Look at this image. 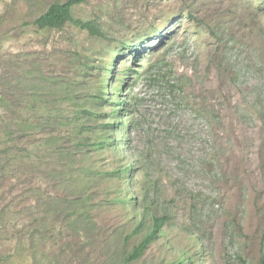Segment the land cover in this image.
Segmentation results:
<instances>
[{"label": "rangeland", "instance_id": "obj_1", "mask_svg": "<svg viewBox=\"0 0 264 264\" xmlns=\"http://www.w3.org/2000/svg\"><path fill=\"white\" fill-rule=\"evenodd\" d=\"M65 1L0 0V264H124L143 208L168 220L131 264H258L264 0L74 6L105 39L33 26Z\"/></svg>", "mask_w": 264, "mask_h": 264}, {"label": "trees", "instance_id": "obj_2", "mask_svg": "<svg viewBox=\"0 0 264 264\" xmlns=\"http://www.w3.org/2000/svg\"><path fill=\"white\" fill-rule=\"evenodd\" d=\"M83 2L84 0H66L64 3L55 2L51 4L41 16L35 19L32 24L38 30L43 31L61 30L66 24L70 23L78 27L80 30L87 32L91 37L105 39V34L96 21L84 22L73 19L71 13L72 8ZM254 74L256 75V77L263 79L261 70H254ZM179 81L180 79L171 75L170 79H165V81L163 82L164 85L162 87L167 90L172 100L175 98L174 94H176L180 90L178 85ZM259 97H261V93ZM259 97L258 99L260 103H262V100ZM167 220L168 217L159 216L155 213L153 214L149 209L143 208L142 220L134 229L132 236L140 232L142 228L146 229V235L137 246H135L129 253L125 254L124 264H131L142 257L143 253L146 251L150 243L155 240L157 234L165 225ZM258 264H264L263 248L260 249Z\"/></svg>", "mask_w": 264, "mask_h": 264}]
</instances>
